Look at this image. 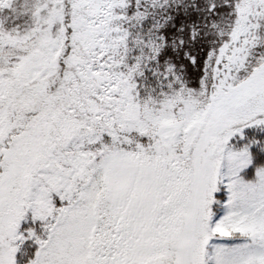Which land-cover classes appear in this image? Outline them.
I'll use <instances>...</instances> for the list:
<instances>
[{
    "label": "snow or ice",
    "instance_id": "1",
    "mask_svg": "<svg viewBox=\"0 0 264 264\" xmlns=\"http://www.w3.org/2000/svg\"><path fill=\"white\" fill-rule=\"evenodd\" d=\"M0 264H264V0H0Z\"/></svg>",
    "mask_w": 264,
    "mask_h": 264
}]
</instances>
